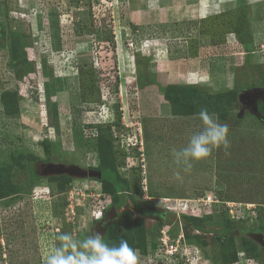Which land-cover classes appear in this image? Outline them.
Returning a JSON list of instances; mask_svg holds the SVG:
<instances>
[{"label": "rangeland", "instance_id": "1", "mask_svg": "<svg viewBox=\"0 0 264 264\" xmlns=\"http://www.w3.org/2000/svg\"><path fill=\"white\" fill-rule=\"evenodd\" d=\"M205 1L0 0V96L16 93L8 101L18 104L4 113L0 99V176L15 190L0 200V264H43L57 233L125 239L140 264H161L152 253L160 236L179 231L198 250L188 264L226 263L241 246L249 253L238 264H264V240L256 239L264 236V107L254 110L264 101V0ZM238 25L250 42L239 40ZM137 74L152 84L140 88ZM85 75L97 82L92 95L83 91ZM168 83L250 86L224 120L214 115L229 127L230 155L221 148L193 161L190 174L180 169L182 183L172 149L186 147L203 123L171 114L157 86ZM106 125L111 154L100 157L97 134ZM76 164L110 165L127 183L126 214L111 229L95 218L113 196L105 183L44 172ZM29 166L39 175L33 185ZM56 179L63 191L52 192Z\"/></svg>", "mask_w": 264, "mask_h": 264}, {"label": "clouds", "instance_id": "2", "mask_svg": "<svg viewBox=\"0 0 264 264\" xmlns=\"http://www.w3.org/2000/svg\"><path fill=\"white\" fill-rule=\"evenodd\" d=\"M198 82L210 84L207 79ZM199 118L203 123V130L193 134L186 147L179 150L174 148L171 152L178 169L175 172V179L181 183L184 178L180 169L184 173L190 174L193 169V161L204 160L211 156L213 150L221 148L224 149L226 155H230L228 150L231 148V142L228 139V125L218 123L217 118L209 114L207 108L200 110ZM108 200L109 198H107ZM102 211L97 217L95 216L97 220L102 218ZM55 240V246L44 255L43 264H140L139 252L131 247L125 239H121L116 245L106 242L104 236L99 233L84 238H78L72 233H57ZM187 245L188 254L193 253L192 256L198 257V250H194L195 247L192 245Z\"/></svg>", "mask_w": 264, "mask_h": 264}, {"label": "trees", "instance_id": "3", "mask_svg": "<svg viewBox=\"0 0 264 264\" xmlns=\"http://www.w3.org/2000/svg\"><path fill=\"white\" fill-rule=\"evenodd\" d=\"M241 26L243 28V24H241ZM241 26L240 25H238L237 27L233 26V29L237 32V35L239 36L238 37L239 40L242 43L250 42L249 41L250 39H247V37H244V34H242ZM22 33L23 31L21 30L20 32H18V34H16V37L13 38V41L15 43L18 40L19 36H22ZM24 56L26 59L27 55L25 54ZM150 75L152 76L153 74H150ZM83 77L86 78L85 81L82 83V87L86 88V90H83V91L87 95L94 94V92L96 91L95 89H97V82L95 83L93 80V77H90L89 75H85ZM136 82L138 83L140 88H143L148 83L152 84L151 82H145L141 78V74H137ZM157 86L159 90L162 92L163 98L167 101L172 115H181V116L199 115V112L201 109L207 108L209 114L217 116L220 120H224L226 118L228 105L231 104L233 101L239 100V95L250 87L248 84H244L239 87L238 86L234 87L233 89L220 90V91H209L207 89L201 88L198 85H193V84L185 85V84L168 83L165 85L157 84ZM45 92H48V90L46 89ZM9 96H12V98L16 97V93L5 91L0 96L1 101L4 103L3 104L4 113L14 112L16 110L18 111L17 101H15L14 99V102H12V104H9V101H8ZM256 104H257L256 111L259 113L260 110L264 107V101L260 100ZM261 121L262 123H264V118L261 117ZM106 126L107 127L104 128V130H100L97 134V140H96L97 147L96 148H97V151L99 152L100 157L103 156V153L105 151L108 152V154H111V147H112L111 139L110 137H108L109 139H107L104 136V133L109 134L110 136V129L108 128L109 125H106ZM114 161H115V158H114ZM98 169L100 170L102 177H100V179H97V178L95 179L99 180L101 183H105V187L103 186L102 191L105 194H109V193L113 194L115 191H119V188H120L119 187V183H120L119 177L114 172V170H112L110 165L99 166ZM27 172L29 175L30 184L33 185L36 179L39 177V175L36 173L34 169H31L30 166L27 168ZM106 181H110L111 187H112L111 190L107 188ZM51 182L53 183L51 185L52 192L63 191L62 184H60V181L56 179V180H51ZM14 191L15 190L11 189L10 185L8 186L5 185V181L0 176V200L6 197L10 192H14ZM226 230H229L228 227L225 228V231ZM141 232L144 237V241H146V237H145L146 234H144L143 228L141 229ZM193 237H198V236H195V235L190 236L188 234L187 240L191 242L193 241L192 239ZM105 241L111 244V242L108 241V239L106 238H105ZM147 249L143 248L142 250L144 252L143 254L147 253ZM241 249H243L242 252L245 256L249 253L248 250H246V248H243L242 246H241ZM237 253L238 252L236 250L234 254L235 256L233 255L234 257L231 256V258H227L228 262L226 263L217 262V260H215V262L217 264H231L232 262L236 260Z\"/></svg>", "mask_w": 264, "mask_h": 264}, {"label": "flooded vegetation", "instance_id": "4", "mask_svg": "<svg viewBox=\"0 0 264 264\" xmlns=\"http://www.w3.org/2000/svg\"><path fill=\"white\" fill-rule=\"evenodd\" d=\"M258 100L254 102V106H255L254 108H256V105H257L256 103L258 102ZM76 165H79V164H76ZM79 166H81L82 168H85L86 170L100 171L97 166L96 168H94L92 166H89V164L84 165V166L82 165H79ZM119 182H120L119 191H115L113 193V196H111L109 200L106 202V204L102 206L103 211H102V218L100 219L101 220L100 223H101V226L103 227V230H109L112 227H114L116 222L118 221L119 216L120 218H122L126 214V212L121 211V207L124 201L126 200V198L124 197V192H126L128 187H127V183H124L122 178H119ZM106 184H107L106 186H109L110 188H112L110 181H106ZM112 207L116 210V215L113 217H111V214H110V209ZM141 210L143 211V214H146V216L151 217L157 221L158 219L165 220L167 218V212L162 211L160 209L157 210L155 208H142ZM115 230H118V228H116Z\"/></svg>", "mask_w": 264, "mask_h": 264}, {"label": "built area", "instance_id": "5", "mask_svg": "<svg viewBox=\"0 0 264 264\" xmlns=\"http://www.w3.org/2000/svg\"><path fill=\"white\" fill-rule=\"evenodd\" d=\"M98 214H100V212ZM98 214L96 215V217L98 216ZM163 232L164 231H161L162 235ZM159 241L160 246L153 249L152 253L153 256L156 257L155 259L159 257L162 262L161 264H188V245L185 242L182 233H179L176 238L172 239H170L168 235L160 236ZM242 255H244L243 252H238V260L234 261L233 264H238V261L242 258ZM159 261L156 260V263H158Z\"/></svg>", "mask_w": 264, "mask_h": 264}, {"label": "water", "instance_id": "6", "mask_svg": "<svg viewBox=\"0 0 264 264\" xmlns=\"http://www.w3.org/2000/svg\"><path fill=\"white\" fill-rule=\"evenodd\" d=\"M254 110L256 111V108H254ZM44 172L46 173H60V172H66L68 174H72V175H81V176H94L97 179H100L101 177V172L100 171H94V170H86V169H82L76 165H68V166H63V165H57V166H50L49 168H46V170H44ZM110 214L111 217L116 215V210L112 207L110 209ZM257 240H261L263 241V236H258L256 238Z\"/></svg>", "mask_w": 264, "mask_h": 264}, {"label": "crops", "instance_id": "7", "mask_svg": "<svg viewBox=\"0 0 264 264\" xmlns=\"http://www.w3.org/2000/svg\"><path fill=\"white\" fill-rule=\"evenodd\" d=\"M211 1H212V0H211ZM227 1H228V0H227ZM230 1H231V0H230ZM221 2H222V0L219 1V3H221ZM205 3H210V0H206ZM205 3H204V5H205ZM263 37H264V35H263Z\"/></svg>", "mask_w": 264, "mask_h": 264}]
</instances>
